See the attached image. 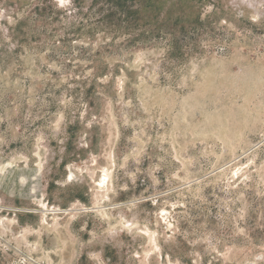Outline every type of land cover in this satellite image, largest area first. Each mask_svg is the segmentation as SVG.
Here are the masks:
<instances>
[{
  "label": "rangeland",
  "instance_id": "1",
  "mask_svg": "<svg viewBox=\"0 0 264 264\" xmlns=\"http://www.w3.org/2000/svg\"><path fill=\"white\" fill-rule=\"evenodd\" d=\"M0 264H264V0H0Z\"/></svg>",
  "mask_w": 264,
  "mask_h": 264
},
{
  "label": "trees",
  "instance_id": "2",
  "mask_svg": "<svg viewBox=\"0 0 264 264\" xmlns=\"http://www.w3.org/2000/svg\"><path fill=\"white\" fill-rule=\"evenodd\" d=\"M172 44L174 45L173 49L180 50L181 48H183V43H181L179 39H173Z\"/></svg>",
  "mask_w": 264,
  "mask_h": 264
}]
</instances>
